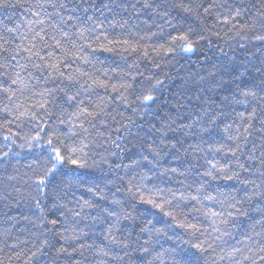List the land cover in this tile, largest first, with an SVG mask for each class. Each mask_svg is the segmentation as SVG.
Instances as JSON below:
<instances>
[{"label": "trees", "instance_id": "1", "mask_svg": "<svg viewBox=\"0 0 264 264\" xmlns=\"http://www.w3.org/2000/svg\"><path fill=\"white\" fill-rule=\"evenodd\" d=\"M35 2L0 0V38L20 50L21 63H28L24 57L29 53L17 46L29 47L38 27L32 15ZM148 2L151 6L145 8V0H71L75 11L47 9L52 13L48 25L69 33L83 27L93 37L99 33L101 39L127 41L123 47L137 49H85L87 63L69 61L62 70L87 82L84 89L60 79L46 81L31 64L21 71L9 59L11 52L0 53L9 75L21 71L30 82L20 101L35 104L41 97L34 93L40 92L50 101L47 113L33 110L39 125L28 118L9 125L18 133L15 143L5 141L3 136L11 132L0 128V264H177L197 238L211 244L201 264H264V41L254 39L264 35V0H184L194 6L191 13L175 7L179 0ZM56 11L73 20L61 24ZM48 32L58 35L51 26ZM180 34L189 35L193 52L181 51L179 41L172 43ZM43 46L37 42L38 48ZM132 76L136 81L126 92L112 90L111 85L119 89ZM92 78L109 87L92 85ZM157 80L163 83L152 89L154 102L141 105L136 97ZM78 90L76 100L84 101L80 106L104 110L92 124L81 118L87 133L73 119L76 101L69 102L65 94ZM249 90L257 95L244 96ZM121 93L129 106L120 103ZM253 109L257 118L244 133L249 122L239 114L247 116ZM4 116L0 111V122ZM41 127L49 135L55 131L66 145L87 144L77 153L86 167L66 164L37 192L33 180L47 163V148L41 147L46 141L29 146L25 140ZM212 163L239 176L228 180L214 170L207 175ZM253 192L261 195L249 200ZM161 195L172 200L166 211L202 232L193 236L141 202V197ZM197 195L199 202L191 199ZM212 212L221 215L213 217ZM52 219L55 228L48 223ZM113 236L119 243L110 242ZM61 248L66 254L59 253Z\"/></svg>", "mask_w": 264, "mask_h": 264}, {"label": "snow or ice", "instance_id": "2", "mask_svg": "<svg viewBox=\"0 0 264 264\" xmlns=\"http://www.w3.org/2000/svg\"><path fill=\"white\" fill-rule=\"evenodd\" d=\"M70 4L71 0H55V2L54 0H36L35 4L33 5V8L35 10L32 11V15L36 17L35 23L38 27L34 30V36L30 41L29 47H23L21 45L17 46V49H22L24 52L29 53L27 57H24V59H26L28 63H21L20 60L17 59V57L20 56V50L10 49L7 46L9 42L7 40H3V38H0V53L11 52L12 54L10 55L9 59L15 61V67L19 68L21 71H28L29 64H31L32 68H35L37 71L45 75L46 81L60 79L62 81H68L69 85L79 84V87L81 89H84L87 82L81 83L76 76L71 73L66 74L62 70L64 67L68 66L69 61L75 63V61L77 60H83L85 63H87V56L82 55L85 49H89L91 50V52L102 51L108 53H120L121 50L125 52H135L137 51V49L135 47H123L124 44H127V41L112 40L107 36H104L103 39H101V35L99 33H97L95 37H93L92 35L86 34L88 30L83 27H81L76 32L69 33L68 31L63 30L56 25L47 24L48 18L52 15V13H49L47 11L48 8L66 10L69 12L75 11L74 6L70 7ZM150 6L151 5L149 4L148 0H145L144 7L148 8ZM175 7L182 8L185 13H191L194 11V6L185 5L184 0H179ZM205 11H207V9H205ZM55 15L60 16L61 24H67L73 20V16L71 14H69L67 18H65L60 14L59 11H56ZM239 15L240 13L237 12L236 16ZM224 22L228 23L229 21L226 18ZM49 26L55 28L56 32H58V35L50 34L48 32ZM6 30L8 32L13 31L11 28H8ZM73 37H75V39H73ZM254 39L256 41H264V35L258 34L254 37ZM177 41L180 42L178 47L181 51L185 53H191L195 50L193 42L190 40L189 35H177L173 38L172 43L176 44ZM37 42L44 46L38 48ZM57 51L59 52V55H57ZM167 52L169 54H172L173 49L169 48L167 49ZM147 55L148 53L145 51L144 56L147 57ZM33 57H35L36 60H33ZM7 67L8 66L5 64H0V69L4 70L2 73H0V76L3 77V80L0 81V102L4 103V107L3 109H0V111H3L5 113L3 122H0V128H2L5 132H11V135H4L3 139L5 141H11L12 143H15L13 137L17 136L18 133L12 132L9 125L21 120L22 118H28L32 121H37V124L39 125L40 123H42V121L38 120L37 113L33 110L38 107L39 109H43L45 113H47L48 109L46 108V105L50 101L45 98L44 92H40L34 93V95H39L41 97L40 100H37L35 104L25 105L22 101H20L19 98L24 94L26 90H28L30 82L22 78L21 71H16L14 76L9 75L7 72ZM29 75H31V73H29ZM79 75L82 76L83 73H80ZM135 81L136 77L132 76L130 81L125 80L121 82V84L119 85V89L116 87V85H111V88L114 92H119L120 89H123L126 92L129 88L132 87V82ZM162 83V81L157 80L156 84L151 86V89L145 90L139 96H137L136 99L139 100L141 105L149 107L150 103L154 102L155 100V96L152 94V89L158 88ZM92 85L105 89L109 87L108 84H105L94 78H92ZM92 85H88V87L90 88ZM48 91L49 94H51L50 90ZM61 91H64V89H61ZM65 94L69 102L76 101L77 111L72 113L73 119L74 121L79 122V128L83 132L87 133L89 129L84 126V122H81V118H83V120L88 124H92L93 121L102 116L104 110L101 109L99 105H96L92 109H89V107L87 106H80L84 104V101L76 100V97L79 95V90L77 91V93L72 95H68L67 92ZM243 95L246 97H255L257 94L256 92L249 90L243 92ZM118 98L120 100V103L124 104L125 107L129 106L127 97L123 95V93H121ZM262 99H264V97H262ZM239 116L241 121L249 122L248 127H245L243 130L244 133H247L249 128L251 127V121H254L257 118V112L255 109H253L248 113L247 116H245L243 113H240ZM9 117H11V119H9ZM260 123L261 125H264V119H261ZM16 127L20 128L21 125L17 123ZM227 128H231V125H228ZM40 132H44L43 137L40 135ZM40 132H37V134L30 139L25 140V143L29 146H31L33 142L40 144L41 140L46 141V143L41 145V147L47 148V163L44 167V170L41 173H38L37 177L33 180L37 192H43L49 178L54 173L63 168L66 164L72 165L77 169H83L86 167V161L83 158L77 156V153L83 152L87 147V144H83L82 142L81 145L69 146L66 145L63 140L59 139L55 131H53L52 134L49 135V133L45 131V128L41 127ZM229 139H232V137L229 136ZM21 147H23V145H21ZM216 150L220 151L221 149L217 148ZM230 151L232 156H236V150ZM7 155L8 153L5 152L4 156ZM212 170L222 173L223 178H226L228 180H232L234 177L239 176L238 172H232L230 174L229 170L225 169L222 166L218 167L216 163L211 164V170L206 174L212 175ZM173 171H175V169H173ZM256 195L261 194L253 192L252 195L248 197V199L251 200L253 196ZM191 199L199 202L200 197L198 195L192 196ZM207 199L212 200L214 198L212 196H208ZM141 202L149 204L153 208L160 210L165 216L170 217L173 221H176L177 227L183 229L185 232H188L193 236H195L197 233L202 232V229L198 225L193 223L180 222L178 220L177 214L174 211L165 210L166 205L169 206V208L172 207L171 199H165V197L161 195L157 198L149 199H144L143 197H141ZM39 207V200H37V208ZM236 212L238 214H243L239 208L236 209ZM211 215L213 217H217L221 214L218 212H212ZM229 215H231V213H229ZM48 223H50L53 228H55L57 221L55 219H52L48 221ZM214 223L215 221H213V224ZM110 242L119 243V241H117L114 236L112 237ZM44 244L46 245L47 241H45ZM123 247L127 248V243H125ZM210 247L211 244L207 240L199 241L197 238L196 241L190 244V251L178 258L177 264H201L203 253H205ZM38 251H40V249H37V252ZM66 252V248L59 249L60 254H66ZM36 254L37 253L34 252L33 256H35ZM100 254L107 256L108 252L100 250ZM117 259L122 260L123 257L119 256L117 257Z\"/></svg>", "mask_w": 264, "mask_h": 264}]
</instances>
